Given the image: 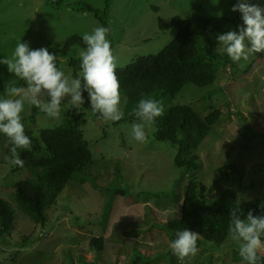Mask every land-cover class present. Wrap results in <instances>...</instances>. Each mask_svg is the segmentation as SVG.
<instances>
[{"label": "rangeland", "instance_id": "rangeland-1", "mask_svg": "<svg viewBox=\"0 0 264 264\" xmlns=\"http://www.w3.org/2000/svg\"><path fill=\"white\" fill-rule=\"evenodd\" d=\"M55 1L0 0V59L11 56L19 41L31 49L45 47L57 56V66L71 80L75 78L72 67L58 49L68 36H83L98 25L111 29L107 38L118 66H123L138 55L159 52L175 37V28L160 27L159 16L165 22L177 14L226 16L236 20L231 30L243 23L241 14L230 10L236 0ZM251 2L264 6V0ZM84 47L74 45L70 56L79 57ZM218 48L223 62L215 67L214 82L199 86L188 81L170 104H191L203 115L215 107L222 110L194 150L199 165L193 176L212 189L201 202H215L228 187L234 188L238 203L264 198V54L233 63L222 46ZM0 79L26 86L8 72L7 65L0 64ZM4 92L0 90V95ZM124 102L121 96L122 112ZM33 107L25 104L22 113L30 135L59 125L71 109L65 98L60 120L39 109L31 120ZM79 122L92 143V161L74 174L48 208L46 220L38 223L15 200L13 184L29 172L8 163L10 145L0 134V197L15 214L12 227L0 237V264H145L143 258L147 264H241L233 259L235 245L216 244L201 234L195 256L180 261L172 253L173 238L166 222L180 216L190 174L175 165L177 146L155 137V123L146 126L147 139L138 143L132 139V125L138 120L115 126L86 109ZM94 236L103 237L102 250L90 247ZM138 256L141 259L134 262Z\"/></svg>", "mask_w": 264, "mask_h": 264}, {"label": "trees", "instance_id": "trees-1", "mask_svg": "<svg viewBox=\"0 0 264 264\" xmlns=\"http://www.w3.org/2000/svg\"><path fill=\"white\" fill-rule=\"evenodd\" d=\"M55 2L51 0L52 4ZM87 7L94 13L97 11L90 5ZM95 15L99 17L98 12ZM158 21L161 28L173 27L177 33L159 52L138 55L130 63L116 68L120 95L125 98V104L123 118L113 124L118 126L123 122H137L133 110L142 98L163 101L165 110L155 121V137L169 140L177 146L175 165L183 167L190 174V180L185 185L181 214L166 222L171 237L175 239L176 231L187 229L198 232L207 241L216 244L225 242L226 245L230 242L235 245L233 259L241 261L238 244L231 240L229 234L230 210L240 207L245 216L249 210H252L254 216L264 215V198L256 197L238 203L234 188L228 187L221 191L215 202H201L209 197L212 189L208 190L204 183L193 176L192 171L199 165V157L194 150L220 119L222 110L215 107L203 115L191 104H170L186 82L199 86L214 82L215 67L223 62L216 37L231 30L236 20L226 16L187 18L177 14L169 22H165L161 16ZM76 44L85 46L82 35L74 33L58 49L60 55L67 57L75 78L80 75V59L70 54ZM5 80L0 79V90L12 85V81ZM84 98L85 104L79 114L68 109L59 125L43 128L37 135L25 131L32 140V146L30 150L21 151L20 156L24 161L22 168H26L29 175L14 182V197L35 223L46 220L48 208L55 203L64 186L73 179L76 172L83 170L92 161V143L84 137L79 122L85 110L91 109L86 92ZM37 110L33 107V114ZM33 114L29 119H34ZM93 116L101 118L99 114L93 113ZM116 189L125 192L121 187ZM14 217L9 202L0 197V237L12 227ZM90 247L102 250L103 237H92ZM137 259L141 257L138 256L134 262ZM142 260L148 263V259ZM260 264H264L263 254Z\"/></svg>", "mask_w": 264, "mask_h": 264}, {"label": "clouds", "instance_id": "clouds-1", "mask_svg": "<svg viewBox=\"0 0 264 264\" xmlns=\"http://www.w3.org/2000/svg\"><path fill=\"white\" fill-rule=\"evenodd\" d=\"M230 10L241 14L242 25L216 37L230 60L233 63L247 62L253 55L264 54V6L251 0H236ZM110 31L109 27L98 25L91 33L83 34L85 47L79 52L80 75L71 80L57 66V56L45 47L31 49L27 42L19 41L11 56L0 59V64L7 65L8 72L26 85H10L0 95V134L10 145L11 155L6 159L12 167L24 166L20 153L32 146L22 122L25 104L37 107L48 118L60 120L65 98H69L71 109L79 114L85 104L86 92L94 114L111 122L123 118L120 85L115 71L117 57L107 38ZM164 110L162 100L140 99L133 110L139 122L132 125V139L144 143L146 126L153 125ZM229 216V234L238 244L241 264H260L261 253H264V215L254 216L249 210L245 216L240 207H233ZM200 238L197 232L178 230L169 248L183 261L197 254Z\"/></svg>", "mask_w": 264, "mask_h": 264}, {"label": "bare ground", "instance_id": "bare-ground-1", "mask_svg": "<svg viewBox=\"0 0 264 264\" xmlns=\"http://www.w3.org/2000/svg\"><path fill=\"white\" fill-rule=\"evenodd\" d=\"M6 85V84H5ZM33 114V113H32ZM37 113L35 112L33 115L35 116Z\"/></svg>", "mask_w": 264, "mask_h": 264}]
</instances>
